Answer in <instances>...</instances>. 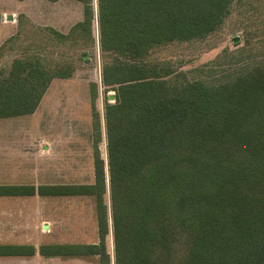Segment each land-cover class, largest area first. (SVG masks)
Segmentation results:
<instances>
[{"label":"trees","instance_id":"obj_1","mask_svg":"<svg viewBox=\"0 0 264 264\" xmlns=\"http://www.w3.org/2000/svg\"><path fill=\"white\" fill-rule=\"evenodd\" d=\"M75 1L86 33L96 17L101 49L113 53L101 74L114 91L105 106L107 169L95 150L93 183L16 192L93 198L98 241L43 245L40 254L162 264L184 232V264H264V67L213 87L196 79L170 84L167 70L146 61L154 45L212 32L233 0ZM53 77L37 61L17 58L0 79V118L34 112ZM94 128L97 148L99 118ZM9 189L0 186V194ZM9 252L0 246V254Z\"/></svg>","mask_w":264,"mask_h":264},{"label":"rangeland","instance_id":"obj_2","mask_svg":"<svg viewBox=\"0 0 264 264\" xmlns=\"http://www.w3.org/2000/svg\"><path fill=\"white\" fill-rule=\"evenodd\" d=\"M11 2L0 0V9H15ZM16 7L19 24L14 37L8 35L10 26L0 27L9 36L0 53V79L8 75L17 58L37 61L55 77L34 112L0 118V133L16 135L17 144L22 142V166L18 164L12 176L24 186L93 183L95 150L107 169L105 106L114 102V91L104 86L101 74L113 53L101 49L96 17L86 33L81 23L83 6L78 1L25 0ZM146 61L167 70L170 84L196 79L213 87L264 67V0H233L212 32L154 45ZM91 89L96 90L93 99ZM98 118L101 137L96 148L94 123ZM6 142L14 144L15 139ZM36 200L28 205L41 208V214L33 216L39 230L34 236H24L37 246L34 256H42L43 245L98 241L93 198L49 195L40 203L41 199ZM42 218L48 219L45 227L40 225ZM108 223L106 247L112 256L110 218ZM188 245L189 236L177 233L171 251L162 254V264H184ZM52 257L55 264H97L96 256Z\"/></svg>","mask_w":264,"mask_h":264},{"label":"crops","instance_id":"obj_3","mask_svg":"<svg viewBox=\"0 0 264 264\" xmlns=\"http://www.w3.org/2000/svg\"><path fill=\"white\" fill-rule=\"evenodd\" d=\"M11 1L12 6L17 10L16 3L25 0ZM15 9H12L10 12L2 8L0 9V27L10 26L12 28L8 34L10 37H14L16 31H18L19 21L17 20V15L19 12L15 11ZM8 35H5L0 28V53L4 48V41L9 37ZM0 138V186L10 188L9 192L0 194V246H9L10 250H14V253L0 254V264H55L56 260L52 256H45L44 258L43 255V257L34 256L35 253L32 255H23L22 253L18 254L16 252L17 247L24 245L31 246L34 252L37 249L34 243L29 240H24V236H34L36 234L35 231L39 230V225L36 224V221L34 222L33 216L34 214L35 216L41 214L38 215L40 207H32V205L28 204L33 200L36 202V199H41L37 202L40 203L46 196L37 193L24 195L21 191L19 193L16 192L17 187L21 188L24 186L18 184L12 176L13 174L16 176L17 165L22 166V142L20 140L17 144L18 137L16 135L12 137L0 133ZM12 138L15 139L14 144L6 142V140H11ZM30 185L34 186V184ZM47 221V218H42L40 225L45 227L44 224Z\"/></svg>","mask_w":264,"mask_h":264}]
</instances>
